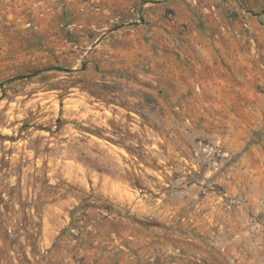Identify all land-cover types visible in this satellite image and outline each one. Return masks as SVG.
I'll return each mask as SVG.
<instances>
[{
    "label": "rangeland",
    "instance_id": "obj_1",
    "mask_svg": "<svg viewBox=\"0 0 264 264\" xmlns=\"http://www.w3.org/2000/svg\"><path fill=\"white\" fill-rule=\"evenodd\" d=\"M0 264H264V0H0Z\"/></svg>",
    "mask_w": 264,
    "mask_h": 264
}]
</instances>
